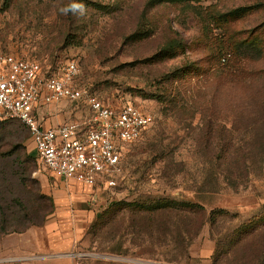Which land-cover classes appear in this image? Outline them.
Masks as SVG:
<instances>
[{
	"label": "rangeland",
	"instance_id": "rangeland-1",
	"mask_svg": "<svg viewBox=\"0 0 264 264\" xmlns=\"http://www.w3.org/2000/svg\"><path fill=\"white\" fill-rule=\"evenodd\" d=\"M74 2L86 5V15L60 11ZM0 53L37 61L55 73L74 61L77 85L105 106L132 104L154 117L143 136L124 148L116 186L94 192V219L75 253L61 255L72 264H215L210 225L183 255L172 238L139 248L127 237L111 238L105 215L143 197L178 203L184 196L208 213H228L220 237L263 215L264 159L249 161L251 176L237 189L221 183L216 192L196 197L187 188L208 167L200 154L216 147L200 134L211 117L240 136L234 147L254 152L262 146L264 0H0ZM232 72L241 77L231 80ZM90 114L87 104L55 105V115H66L65 121ZM19 125L0 121V221L27 225L50 209L38 196L51 198L43 181L54 179L39 166ZM171 223L179 228L176 216ZM16 238L0 240V264H9Z\"/></svg>",
	"mask_w": 264,
	"mask_h": 264
},
{
	"label": "built area",
	"instance_id": "built-area-1",
	"mask_svg": "<svg viewBox=\"0 0 264 264\" xmlns=\"http://www.w3.org/2000/svg\"><path fill=\"white\" fill-rule=\"evenodd\" d=\"M79 76L74 61L55 73L37 61L0 53V121L26 126L39 165L47 171L88 188H113L124 148L143 136L154 117L132 104L105 106L77 85ZM61 102L87 104L91 114L46 127L40 109Z\"/></svg>",
	"mask_w": 264,
	"mask_h": 264
},
{
	"label": "trees",
	"instance_id": "trees-1",
	"mask_svg": "<svg viewBox=\"0 0 264 264\" xmlns=\"http://www.w3.org/2000/svg\"><path fill=\"white\" fill-rule=\"evenodd\" d=\"M225 54L228 55V53ZM228 61L230 62L231 59ZM224 70L225 68H220V72L224 73ZM239 74L230 73V79L241 77ZM259 108H262L264 114V104ZM235 123L236 121L232 126H236ZM221 125L217 119L211 117L207 123L205 121L204 132L203 130L200 132L204 142L216 143V147L200 154L207 161L208 167L201 172V179L194 180V183L187 188L188 191L197 195L196 197L216 192L221 183L237 189L251 176L249 161L255 157L264 159V140L261 142V148L254 152L249 149L246 151L242 147H234V144L242 142V139L236 136L233 129L229 130L225 124ZM19 127L27 131L28 139H30L26 126L22 124ZM25 140H27L26 136L22 141ZM154 152L156 157L161 156L160 150L155 149ZM180 166L182 165H179V173L184 172ZM38 200L42 205L48 204L50 208L41 213L42 219L38 222L31 221L27 225L11 224L4 219L1 220L0 240L9 235L23 234L30 228L45 225L48 216L54 211V203L52 198L44 195H39ZM173 216L179 220L178 229L171 227ZM263 217L264 213L254 222L242 224L231 235L220 237L223 233L222 226L229 218L228 213L216 210L208 213L201 203L186 199L184 196H179L178 203L171 201L170 198L157 199L148 196L146 199L143 197L135 205L123 203L115 212L106 214L105 220L111 222L107 227L111 238L127 237L132 246L137 248L145 244L151 246L164 244L172 238L175 245H178L181 255L185 253L190 243L199 237L204 227L210 225L211 238L216 244L213 257L215 264H264V220L259 221ZM121 249L122 247H118L116 251Z\"/></svg>",
	"mask_w": 264,
	"mask_h": 264
},
{
	"label": "crops",
	"instance_id": "crops-1",
	"mask_svg": "<svg viewBox=\"0 0 264 264\" xmlns=\"http://www.w3.org/2000/svg\"><path fill=\"white\" fill-rule=\"evenodd\" d=\"M55 105L44 107L38 113L39 120L46 127H57L67 122L65 121L66 115H55ZM46 109L48 114L46 113L45 120L44 116L41 118V112ZM47 172L54 181L52 183L43 181V184L49 187L54 211L48 216L43 227H33L26 233L14 234L19 237L16 239L20 242L19 246L10 248L9 264H47L52 262L72 264L71 258L61 255L67 256L75 253L78 244L83 239L87 223L94 219L96 196L93 194L99 189L66 181L49 171ZM16 259L20 261L16 262Z\"/></svg>",
	"mask_w": 264,
	"mask_h": 264
},
{
	"label": "clouds",
	"instance_id": "clouds-1",
	"mask_svg": "<svg viewBox=\"0 0 264 264\" xmlns=\"http://www.w3.org/2000/svg\"><path fill=\"white\" fill-rule=\"evenodd\" d=\"M60 11L65 15H76V16H84L87 13L86 5L83 3H71L68 6L62 7Z\"/></svg>",
	"mask_w": 264,
	"mask_h": 264
}]
</instances>
